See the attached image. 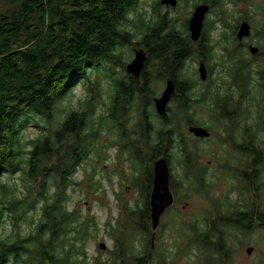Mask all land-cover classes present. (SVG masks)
<instances>
[{
    "label": "trees",
    "instance_id": "16d2710c",
    "mask_svg": "<svg viewBox=\"0 0 264 264\" xmlns=\"http://www.w3.org/2000/svg\"><path fill=\"white\" fill-rule=\"evenodd\" d=\"M218 1L192 0L194 5L210 3V11L219 6ZM154 5L153 18L136 22L141 0H0V264H125L128 249L123 236L116 251L111 252L112 260L89 262L87 243L98 230L97 219L67 205L79 166L89 159L101 134L114 123L133 142L128 148L132 169L137 176L139 172L148 174V187L142 188L146 199L140 209L147 214L139 221L142 239H148V244L132 249L131 264H150L154 159L166 156L171 168L172 151L176 149L181 153L178 163L183 174H171L173 192L177 194L184 187L186 192L191 190L206 198L211 194L213 178L206 173L209 165L201 162L199 151L188 150L198 146L188 144L182 129L184 123L206 125L205 120L195 117V106L201 105L208 107L210 117L220 126L217 133L223 137L224 130L227 132L224 142H231L245 158L240 168L233 165L226 169L231 172L229 183L242 186V197L233 200L227 193L222 202L212 197L214 219L208 230L195 223V231L201 232L195 245L227 257L231 242L249 243L256 228L264 230V66L257 62L264 49L260 47L248 61L243 43L236 36L239 24L235 25L230 36L238 46L223 45L218 56L227 57L229 64L216 77L209 66V76L199 87V82L186 73L187 62L193 58L215 60L210 31L217 28L206 19L205 33L193 42L189 34L177 28L176 17L161 12L160 0ZM188 20L183 23L186 30ZM132 25L141 35L136 42ZM131 43L148 50L157 78L175 81L174 106H168L163 117L154 108L156 93L148 70L136 78L114 76L110 68L116 64L125 68L117 51ZM107 78L114 93L109 94L110 106L100 112L105 104L101 80ZM80 83L86 89L85 98L61 119L59 126L40 125V120L51 122L58 117L63 110L58 105ZM133 106L139 119L128 130L122 123L129 119ZM31 119L40 131L27 142L30 149L23 157L21 133ZM236 126L243 128L242 137L235 136ZM18 172L23 173L22 190L17 183L12 186L5 181V176ZM34 213H39L38 218ZM132 213H136L134 208ZM8 218L13 229L2 236ZM23 223L30 226L28 232L22 229ZM130 247H134L133 241Z\"/></svg>",
    "mask_w": 264,
    "mask_h": 264
},
{
    "label": "rangeland",
    "instance_id": "374dc122",
    "mask_svg": "<svg viewBox=\"0 0 264 264\" xmlns=\"http://www.w3.org/2000/svg\"><path fill=\"white\" fill-rule=\"evenodd\" d=\"M156 1L157 0H141V6L139 8L140 14L136 17V22H140L142 19L150 20L153 18V6H155L154 4H156ZM218 5L219 6L214 7L206 16V19L209 20L211 25L217 28L215 31H210V37L216 47V58L214 61L205 62L208 68L210 66L214 69L213 77H216L219 73L224 71L226 65L229 64L227 57L225 59H220L218 56L223 52V45L229 47L235 46L236 43H233L235 39L234 36H232L233 30L235 29L234 26L240 24L241 21L248 20L252 26L251 36L242 40V50L249 56L248 61L252 59L250 57L254 56L248 48L250 43L264 49V0H220L218 1ZM195 6L192 0L187 3H183L179 0L177 7L172 8L162 5L160 10L161 12H167L169 16L176 17L177 28L182 30L184 35H188L189 31L188 29L186 30L183 23L187 18H190ZM221 15L224 19H221ZM132 27L134 28L132 32L135 34L134 41L136 42L141 39V35L139 32H136L137 28L135 25H132ZM230 34L232 35L230 36ZM226 39H229L228 43ZM236 45L238 46V44ZM134 46H123V48L117 51L125 66L126 63L134 57ZM201 60V58L190 59L187 62L186 72L189 76H192L194 80L199 82V87V84L203 86L202 82H205L201 80L198 72ZM257 62L264 66V53L259 55ZM254 64L256 65L255 60ZM151 67L152 88L156 93L155 96H158L164 90L166 81L157 78L155 67L153 65H151ZM151 67L148 66V69L151 70ZM110 68L114 71V76L122 77L127 75L123 65L116 64ZM95 77L94 75V78ZM101 82L105 104L100 108V112H105L106 108L110 106L109 94L114 93V88L112 87L111 80L108 78L102 79ZM85 94L86 89L84 85L80 83L74 89L73 94L58 105V109H63L58 114V117L54 118L51 122L40 120L38 123L40 125L57 128L61 119L71 109L78 106V103L85 98ZM172 106H174L173 99L169 103V107ZM195 107V117L205 120L206 125H211L212 123L209 128L212 134L209 137L196 140L197 137L188 131V124L184 123L182 129L186 135L188 144L191 146L193 143H196L198 146V149H191L189 147L188 150L199 151L202 157L201 162L208 163L209 165L206 173L213 178L211 194L206 198L205 196L192 193L191 190L186 192L184 187L179 188L178 193H175V208H171L163 214L161 222L155 232L152 230V225L150 226L152 239L151 243L149 242V263L263 264L264 230L258 228L250 234L249 243L245 242L243 245H240L238 244L239 240H235L234 244L231 242L230 252L227 257L218 254L215 250H210L208 248L199 249L195 245V238L197 235H201L199 229L195 231V223L198 222L200 227L208 230L214 219L212 197L215 196L222 199L227 193L233 200H238L242 197V186L237 182L233 185L229 183L228 179L231 181L229 176L231 172L226 169L227 166L233 165L240 168L245 158L243 153L232 148L231 142H226V140L224 142L223 137L227 135L225 130L223 132V137L217 133L218 127L220 126L214 122V118L210 117V110L208 107L205 105ZM192 109L194 110V105ZM215 109L214 114L216 116L218 110L217 107ZM127 117L129 119H124L122 124L125 123V127L130 130L134 128V123L139 119L135 106L129 109ZM155 120H157L158 125L161 124L159 118ZM36 125L35 119H31L28 123V127L21 133L23 146H21L20 149H23V157H26L27 151L30 149L27 142L39 134L40 128ZM206 125L204 126L206 127ZM119 126L114 123L107 128V131L101 134V141L96 142L97 149L92 148L88 157L89 159L87 161L84 160L79 166L73 178L74 186L69 189L71 200L67 204L68 208L81 209L83 214L94 215L98 222V230L92 233V237L87 243L89 262L94 259L101 260L102 262L106 261V259L112 260L113 257L111 252L116 251L122 236V242L128 249L126 253L127 256H125V264H131L133 260L132 249H141L148 244V239L143 241V234L139 231L140 216L143 215L145 217L144 212H141L140 209H142L145 199V194H142V188L143 184L147 182L146 172L141 174L139 172L137 176V172H134L132 169L131 161L128 158L130 153L128 148L132 147L133 142L131 139L125 137V131ZM234 134L237 137H242L244 134L243 128L236 126ZM172 152L174 155L171 162V174L177 176V173H181L180 171L182 169L178 163L181 153L176 151V149ZM146 157L148 159L149 155ZM145 169L146 166L143 170ZM213 169L215 173L212 175ZM185 171H187L186 168ZM22 176L23 173L18 172L15 175L5 176V181L12 186L14 183H17L22 190L24 189V180ZM77 182H79V184H76ZM36 187L37 185L34 184V188ZM228 190L230 191L228 192ZM16 192L19 193L20 190ZM262 194L264 197V189ZM222 201L223 199L221 202ZM133 208L136 211L135 214L132 213ZM38 214L39 213L33 214L35 219L38 218ZM203 218H205V221ZM21 226L24 232L30 230V226L27 224L23 223ZM19 227L20 226H16V228ZM12 229L11 219L8 218L3 225L1 235H8ZM132 241L134 247H130ZM101 242L106 244L105 249L100 248L99 245ZM250 246L254 249L251 254H248L246 249ZM188 251H190V253L187 254L186 252ZM115 255L117 254L115 253Z\"/></svg>",
    "mask_w": 264,
    "mask_h": 264
},
{
    "label": "water",
    "instance_id": "95a60500",
    "mask_svg": "<svg viewBox=\"0 0 264 264\" xmlns=\"http://www.w3.org/2000/svg\"><path fill=\"white\" fill-rule=\"evenodd\" d=\"M161 4L175 8L179 4V0H160ZM211 10L210 3L197 4L193 10L192 15L188 20V29L190 31V38L193 42L200 39L207 14ZM252 34V26L248 20L240 22L236 36L238 40L248 38ZM251 54L255 55L260 51V48L254 44L248 46ZM147 61V52L144 48H137L133 59L126 64L127 73L139 78L145 67ZM199 76L201 80L206 81L208 78V69L204 61H200ZM176 94V85L173 79H168L166 86L162 93L153 98L154 107L159 116H165L168 112V106L173 96ZM188 131L197 138L209 137L212 132L209 128L201 125L190 124ZM175 195L171 188V170L170 164L166 156H159L153 161V187L150 194L151 204V225L153 232L158 228L163 214L168 208L174 205ZM154 237V234H153ZM100 248L105 249L106 244L100 243ZM253 247L246 249L248 254H251Z\"/></svg>",
    "mask_w": 264,
    "mask_h": 264
},
{
    "label": "flooded vegetation",
    "instance_id": "af4514ba",
    "mask_svg": "<svg viewBox=\"0 0 264 264\" xmlns=\"http://www.w3.org/2000/svg\"><path fill=\"white\" fill-rule=\"evenodd\" d=\"M188 31H189V29H188ZM205 33V25H204V28H203V32H202V34H204ZM189 36H190V31H189ZM202 36V35H201ZM201 38V37H200ZM250 44H252V43H250ZM249 44V45H250ZM135 45V46H134ZM248 45V46H249ZM125 46H134V55H135V50L137 49V48H144L145 50H146V52H147V61H146V64H145V67H144V69H143V71H142V74L140 75V77L139 78H141L142 77V75H143V72L144 71H146V70H148L149 71V73H150V75H152V67H151V63H149V53H148V50L145 48V47H141V46H137L135 43H131V44H126ZM133 59V58H132ZM131 59V60H132ZM130 60V61H131ZM129 61V62H130ZM202 61H204L203 59H202ZM205 62V61H204ZM128 63V62H127ZM126 63V64H127ZM148 66L149 67H151V70H149L148 69ZM125 69V71H126V67L124 68ZM207 69H208V66H207ZM156 72H157V70H156ZM199 72V71H198ZM126 74L127 75H129V76H132V77H135V76H133V75H131V74H129V73H127V71H126ZM168 79H172V78H166V79H164L166 82H167V80ZM174 80V79H173ZM161 117H163V116H161ZM157 123V122H156ZM158 125V124H157ZM161 124H159L158 126H160ZM136 141V140H135ZM136 145H137V141H136ZM170 170H171V168H170ZM152 173H153V166H152ZM146 180H147V182H145L144 184H143V188H147L148 187V174H146ZM152 187H153V175H152ZM152 187H151V191H152ZM174 195H175V193H174ZM145 199H146V195H145V197H144ZM144 199V200H145ZM175 200H176V196H175ZM169 209V208H168ZM168 209L166 210V212L168 211ZM165 212V213H166ZM147 214V212H145L144 213V215H146ZM149 215H150V213H149ZM150 223H151V215H150ZM151 239H152V236H151Z\"/></svg>",
    "mask_w": 264,
    "mask_h": 264
}]
</instances>
